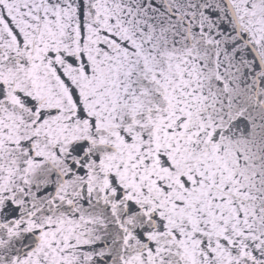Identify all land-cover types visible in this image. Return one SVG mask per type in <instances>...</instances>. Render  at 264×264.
<instances>
[{"label":"snow or ice","instance_id":"6c2138e0","mask_svg":"<svg viewBox=\"0 0 264 264\" xmlns=\"http://www.w3.org/2000/svg\"><path fill=\"white\" fill-rule=\"evenodd\" d=\"M0 264H264V0H0Z\"/></svg>","mask_w":264,"mask_h":264}]
</instances>
